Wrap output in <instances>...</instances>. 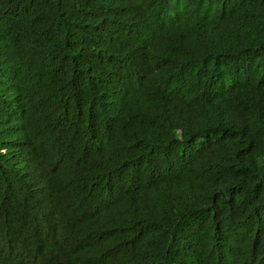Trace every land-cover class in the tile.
<instances>
[{
  "label": "trees",
  "instance_id": "trees-1",
  "mask_svg": "<svg viewBox=\"0 0 264 264\" xmlns=\"http://www.w3.org/2000/svg\"><path fill=\"white\" fill-rule=\"evenodd\" d=\"M0 264H264V0H0Z\"/></svg>",
  "mask_w": 264,
  "mask_h": 264
},
{
  "label": "clouds",
  "instance_id": "clouds-1",
  "mask_svg": "<svg viewBox=\"0 0 264 264\" xmlns=\"http://www.w3.org/2000/svg\"><path fill=\"white\" fill-rule=\"evenodd\" d=\"M175 16H177V14H164V15H162V19L164 21H168V20L173 19Z\"/></svg>",
  "mask_w": 264,
  "mask_h": 264
}]
</instances>
